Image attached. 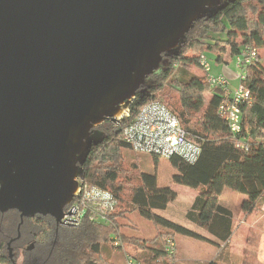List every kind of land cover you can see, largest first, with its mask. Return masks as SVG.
<instances>
[{
    "label": "water",
    "instance_id": "obj_1",
    "mask_svg": "<svg viewBox=\"0 0 264 264\" xmlns=\"http://www.w3.org/2000/svg\"><path fill=\"white\" fill-rule=\"evenodd\" d=\"M225 0H0V214L58 225L92 128Z\"/></svg>",
    "mask_w": 264,
    "mask_h": 264
},
{
    "label": "trees",
    "instance_id": "obj_2",
    "mask_svg": "<svg viewBox=\"0 0 264 264\" xmlns=\"http://www.w3.org/2000/svg\"><path fill=\"white\" fill-rule=\"evenodd\" d=\"M246 49L256 50L257 57L244 67L245 77L240 84L249 91L250 100L240 106L241 130L233 138L218 113L224 92L210 87L200 59L210 52L216 56V63L226 64ZM261 49H264V0L221 1L206 8L205 14L188 27L177 47L162 53L158 68L144 78L129 103V115L133 118L145 104L165 97L166 105L200 142L201 154L195 163H185L177 156L168 160L176 170L172 181L198 190L185 214L186 220L205 230L211 239L156 214L164 211L177 194L170 187L159 188L156 176L139 173L135 163H130L128 170L123 168V152L129 148L118 138V126L106 121L89 132L87 148L77 166L85 183L112 194L115 206L107 224L84 218L76 228L58 234L53 264H106L101 251L105 243L113 242L114 236L122 245L141 250L142 264H173L176 253L169 255L165 249L166 240H174V234L215 246L225 244L232 235L233 215L219 204L224 188L246 196L241 204L245 214L260 210L264 202V65L258 54ZM193 69L200 74L193 73ZM170 94H175L176 100ZM152 158L157 161L160 157ZM134 177L138 182L129 185V200L125 209L119 210L124 202L123 179ZM124 212H137L150 221L158 227L156 236L148 241L121 234L117 220L126 216ZM0 219L4 221V232L9 233L17 223V212L0 214ZM51 225L54 236V223Z\"/></svg>",
    "mask_w": 264,
    "mask_h": 264
},
{
    "label": "built area",
    "instance_id": "obj_3",
    "mask_svg": "<svg viewBox=\"0 0 264 264\" xmlns=\"http://www.w3.org/2000/svg\"><path fill=\"white\" fill-rule=\"evenodd\" d=\"M257 57L254 49H246L235 57V66L239 73V85L230 90L229 81L223 75H212L209 63L205 57L200 59V66L206 74L210 87L220 88L224 92V99L218 107V113L224 118L232 135L236 137L241 130V104L250 100L249 91L240 81L245 77V66L252 63ZM123 103L125 113L116 119L118 121V138L127 145L129 150L138 155L170 158L179 157L183 162L193 164L201 154V144L198 139L187 132L179 116L163 102L154 100L145 104L133 117L129 115V103ZM121 105V106H122ZM120 106V107H121ZM240 147H246L238 143ZM76 189L71 201L64 207L61 221L63 224L76 228L82 219L99 224H107L108 217L115 206L112 194L102 188L89 186L80 174L76 178ZM113 246H121L117 236L113 237ZM166 252L169 255L176 253L175 241L166 240ZM125 264H142L131 255H125Z\"/></svg>",
    "mask_w": 264,
    "mask_h": 264
},
{
    "label": "rangeland",
    "instance_id": "obj_4",
    "mask_svg": "<svg viewBox=\"0 0 264 264\" xmlns=\"http://www.w3.org/2000/svg\"><path fill=\"white\" fill-rule=\"evenodd\" d=\"M258 54L261 64L264 65V49L259 50ZM205 56L209 63L210 73L212 75L217 74L219 69L217 68L218 64H216V56L210 52H206ZM234 63L235 59L232 61L233 67ZM192 72L197 74L200 73L196 69H193ZM231 87L235 89L237 86L236 84H231ZM170 95L176 100L175 94ZM159 99L165 105L167 104L165 97H159ZM123 158V168L128 170L129 164L135 163L139 173H149L156 176L157 186L159 188L170 187L177 194L176 199L171 201L164 211H158L156 213L157 215L178 223L179 225L202 235L204 238L211 239V236L205 230L195 227L186 220L185 214L195 196L198 194V190L175 184L172 181V176L176 173V170L167 158L160 157L155 161L151 156L138 155L131 152L129 149L123 152ZM123 181L126 182L123 197L124 202L121 203L119 210L125 209V203L129 200V185H136L138 179H136V177H134L133 180L124 178ZM244 200H246L245 195L239 194L229 188H224L219 197V204L231 211L233 215V230L236 231L239 227H249L252 229L249 236V244H246L249 251L248 254H251L250 258H252L251 256L254 257V254H256L254 249L258 248L257 244H259L260 241H258L256 232L261 234V251L264 258V224H262L264 222V211L258 210L255 211L257 212L256 214H245L241 208V204ZM124 213L126 216H124V218H118L117 220L121 225V234L148 241H151L156 236V228L158 227L154 226L150 221L142 218L137 212ZM173 238L176 245V261L178 264H203L204 261L207 263L212 261V256L218 252V246L203 240L193 239L180 234H174ZM101 252L102 259L106 264H125L124 257L126 254L142 261V251L129 244L122 245L118 249L113 246V242L111 244L105 243Z\"/></svg>",
    "mask_w": 264,
    "mask_h": 264
},
{
    "label": "flooded vegetation",
    "instance_id": "obj_5",
    "mask_svg": "<svg viewBox=\"0 0 264 264\" xmlns=\"http://www.w3.org/2000/svg\"><path fill=\"white\" fill-rule=\"evenodd\" d=\"M1 219L0 264H53L58 234L74 229L62 221L57 225L50 216L36 215L24 218L20 223L17 212V223L6 233L2 228L4 221ZM52 223L54 236L51 233Z\"/></svg>",
    "mask_w": 264,
    "mask_h": 264
},
{
    "label": "crops",
    "instance_id": "obj_6",
    "mask_svg": "<svg viewBox=\"0 0 264 264\" xmlns=\"http://www.w3.org/2000/svg\"><path fill=\"white\" fill-rule=\"evenodd\" d=\"M203 57L207 59L205 54ZM234 59L232 58L226 64L216 63L218 64L217 68L219 70L217 74H215V76L223 75L229 81L230 90H234L231 87V84H236V86L239 85V81L237 79V75L239 71L236 68L235 63H234V67L232 65V61ZM260 210L264 211V202L261 204ZM252 213L256 214L257 212L254 211ZM262 224H264V222ZM251 230L252 229L249 227H244V228L239 227L236 231L233 230L230 239L225 244H221L220 246H218V252L214 256H212L213 260H217L218 264H264L263 253L261 251L260 233L256 232L258 236V241L260 240L259 244H257L258 248L254 249L256 254H254V257L251 256L252 258H250L251 254H248L249 251L247 249L246 244H249V236L251 234ZM176 260L177 258L174 260L173 264H178ZM205 263L206 262L204 261L203 264Z\"/></svg>",
    "mask_w": 264,
    "mask_h": 264
},
{
    "label": "bare ground",
    "instance_id": "obj_7",
    "mask_svg": "<svg viewBox=\"0 0 264 264\" xmlns=\"http://www.w3.org/2000/svg\"><path fill=\"white\" fill-rule=\"evenodd\" d=\"M124 113H125V106L122 105V106L119 108L118 112L115 114V119H118L119 117L123 116Z\"/></svg>",
    "mask_w": 264,
    "mask_h": 264
}]
</instances>
